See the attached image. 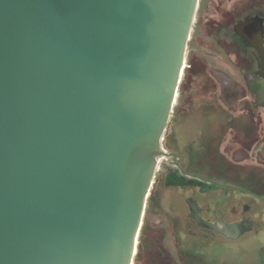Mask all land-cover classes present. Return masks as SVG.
Here are the masks:
<instances>
[{"label": "water", "instance_id": "1", "mask_svg": "<svg viewBox=\"0 0 264 264\" xmlns=\"http://www.w3.org/2000/svg\"><path fill=\"white\" fill-rule=\"evenodd\" d=\"M199 1L0 0V264H133Z\"/></svg>", "mask_w": 264, "mask_h": 264}, {"label": "flooded vegetation", "instance_id": "2", "mask_svg": "<svg viewBox=\"0 0 264 264\" xmlns=\"http://www.w3.org/2000/svg\"><path fill=\"white\" fill-rule=\"evenodd\" d=\"M204 1H199L193 24L192 32L194 26L199 27L200 40L192 51L203 47L207 51L204 57L192 54L187 68L193 80L205 78L208 99L184 102L177 110L174 106L162 141L166 156L157 168L155 178L159 179L153 182L156 187L151 198L154 213H164L161 216L173 227L181 224L166 212L167 196L169 202L174 199L186 204L181 227L190 235L235 240L249 232L258 233L264 219L258 209L264 204V160L258 159L264 156L259 157L257 150L264 141V59L258 47L262 42L264 48V0H208V9L199 20ZM194 63L200 64L199 71L192 70ZM217 63L225 64L227 70L218 68ZM189 200L197 203L199 215L211 223H236L250 230L234 239L227 237L225 230L201 227L191 216ZM177 207L173 205L175 213ZM177 250L181 264H199L198 254L192 258L191 251ZM143 254L144 264H176L164 247V235L158 238L154 251Z\"/></svg>", "mask_w": 264, "mask_h": 264}, {"label": "rangeland", "instance_id": "3", "mask_svg": "<svg viewBox=\"0 0 264 264\" xmlns=\"http://www.w3.org/2000/svg\"><path fill=\"white\" fill-rule=\"evenodd\" d=\"M207 1L208 0L204 1V6H202V9H200L198 13L197 18L199 20L200 18H202L206 9H208L209 5L207 4ZM198 31L199 27L195 28L194 26V30L192 32L193 40L189 42V49L186 55L185 67L181 76L179 90L177 93L175 110H177L179 104H182L184 102L199 103L205 102L208 99V85L206 84L205 78H198L197 81L196 79L193 80L194 77L190 74L189 68H187V66L192 61V54H197V58H199V56L204 57L207 51L204 47L202 50L200 48L198 52L192 51V49H197L198 47L196 43V41L200 40ZM194 64L195 65L192 70L194 71L196 68L199 71L200 64ZM217 66L222 70H227L225 64L223 63H217ZM211 82L213 83L214 81L211 79ZM262 116L264 118L263 110ZM263 136L264 133L262 134L261 138ZM236 147L238 148L237 145ZM263 147L264 141L261 148L257 149L260 152L259 157L261 158L264 156V154H262L264 152ZM258 160L263 162L264 159ZM254 161L257 162V160ZM158 174L159 171L157 173V176ZM156 179H159V176L158 178H154L153 182ZM155 187L156 185L153 184L149 192V197L147 198L145 215L141 225V230L139 231L137 249L133 259V264H144V262L141 260V256H145V254H143L144 252L154 251V249H156L158 238H160L162 235H164V247L171 253L176 264H181L177 247H179L180 249L182 248L183 251L185 249L191 251V253L193 254L191 255L192 258L194 257V255L198 254L197 256L199 258H204L208 261L207 264H264V219H262L263 221L258 233L249 232L235 240L222 237H217L214 240L210 238L208 240H204L203 238L190 235L188 230L186 231L181 227L183 226L182 222L186 218L185 216L187 214V208L184 202L176 203V201L172 198V200L170 199L171 202H169L168 196L164 202L167 205L165 208L167 210L166 212H169L172 215L174 214L181 226L176 225V227H173V224L170 220L167 223V221L164 220V218L161 216L164 213H161V215L154 213V200L151 198V194L154 193ZM173 205L178 206L177 213L173 211ZM260 208L264 218V204L259 205L258 209ZM160 219H163L164 221L162 223H157V221ZM189 262L193 263V260H189ZM146 264L151 263L146 262Z\"/></svg>", "mask_w": 264, "mask_h": 264}, {"label": "trees", "instance_id": "4", "mask_svg": "<svg viewBox=\"0 0 264 264\" xmlns=\"http://www.w3.org/2000/svg\"><path fill=\"white\" fill-rule=\"evenodd\" d=\"M199 259H201V260L198 261L199 264H207V262H208V261H207L206 259H204V258H199ZM200 262H201V263H200Z\"/></svg>", "mask_w": 264, "mask_h": 264}]
</instances>
